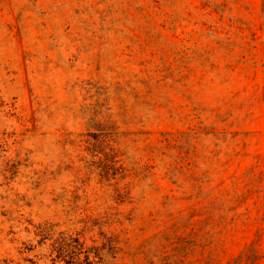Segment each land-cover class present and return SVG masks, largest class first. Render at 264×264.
Instances as JSON below:
<instances>
[{
	"label": "rangeland",
	"instance_id": "374dc122",
	"mask_svg": "<svg viewBox=\"0 0 264 264\" xmlns=\"http://www.w3.org/2000/svg\"><path fill=\"white\" fill-rule=\"evenodd\" d=\"M0 264H264V0H0Z\"/></svg>",
	"mask_w": 264,
	"mask_h": 264
}]
</instances>
